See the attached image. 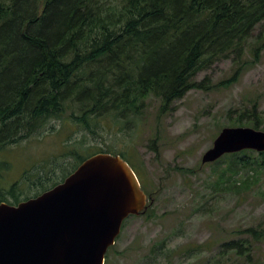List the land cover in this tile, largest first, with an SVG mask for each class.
Returning <instances> with one entry per match:
<instances>
[{"label":"trees","instance_id":"1","mask_svg":"<svg viewBox=\"0 0 264 264\" xmlns=\"http://www.w3.org/2000/svg\"><path fill=\"white\" fill-rule=\"evenodd\" d=\"M263 25L264 0H0V149L34 136L67 111L94 132L92 124L108 111L118 119L139 115L148 96L164 109L191 89H209L194 77L223 59L233 69L216 85L228 87L246 68L247 53L250 64L259 59L264 37L254 33ZM261 114L253 101L229 125L264 128ZM98 152L119 154L133 168L123 153L96 148L90 155ZM254 152L212 163L226 157V169H252L260 165ZM223 175L215 183L231 192L249 183ZM9 194L12 201L0 190V201L21 200L14 190ZM235 232L250 242H224L221 264H238L230 252L252 261V247L264 243V225Z\"/></svg>","mask_w":264,"mask_h":264},{"label":"rangeland","instance_id":"2","mask_svg":"<svg viewBox=\"0 0 264 264\" xmlns=\"http://www.w3.org/2000/svg\"><path fill=\"white\" fill-rule=\"evenodd\" d=\"M259 32L264 37V25L254 36ZM245 60L246 68L228 87L216 85L233 69L223 59L194 77L205 79L209 89H191L164 109L158 98L148 96L139 115L118 119L108 111L92 124L94 132L72 122L68 112L52 119L34 136L0 149V190L9 201L10 190L21 200L33 197L62 181L96 148H109L131 159L141 188L146 195L152 192L154 201L144 213L125 219L104 264H221L217 259L224 242H250L248 235L235 231L264 224V159L256 151L251 155L260 165L252 169H226V157L215 167L201 163L214 137L241 109L257 101L264 116V49L254 64L249 53ZM221 172L222 180L230 176L237 184L241 179L249 183L228 191L215 183ZM45 175L49 179L41 185ZM251 251L252 262L261 263L264 243H255ZM229 255L238 264L247 260Z\"/></svg>","mask_w":264,"mask_h":264},{"label":"water","instance_id":"3","mask_svg":"<svg viewBox=\"0 0 264 264\" xmlns=\"http://www.w3.org/2000/svg\"><path fill=\"white\" fill-rule=\"evenodd\" d=\"M242 150L264 152V130L221 128L201 163ZM153 201L119 154H92L40 194L0 202V264H103L123 220Z\"/></svg>","mask_w":264,"mask_h":264},{"label":"flooded vegetation","instance_id":"4","mask_svg":"<svg viewBox=\"0 0 264 264\" xmlns=\"http://www.w3.org/2000/svg\"><path fill=\"white\" fill-rule=\"evenodd\" d=\"M79 106L77 105V111L79 110ZM68 112V116H70V111H67ZM66 112V113H67ZM62 118V117H61ZM61 118H57V119H61ZM57 119H53V120H57ZM69 119H70V117H69ZM72 122H75V123H77L78 125H81V126H83L82 124H80V123H78V122H76V121H73V120H71ZM0 202H2V201H0ZM4 202H6V201H4ZM131 216H136V215H130V216H128L127 218H126V220L129 218V217H131ZM125 219L123 220V222H122V224H121V228H120V232H119V234L115 237V240H114V244L117 242V240H118V238L121 236L120 234L122 233V228H123V224H124V222L126 221ZM264 225V224H263ZM114 244L113 245H111L110 246V249H111V247H113L114 246ZM108 249H109V247H108ZM107 249V250H108ZM107 254V251H106V253H105V255ZM104 261H105V256H104ZM240 264H264V259L261 261V263H254V262H252L251 260L250 261H248V260H246L245 262H240Z\"/></svg>","mask_w":264,"mask_h":264}]
</instances>
